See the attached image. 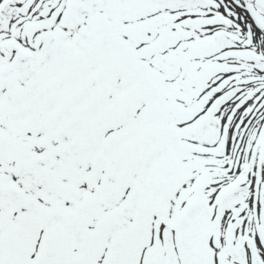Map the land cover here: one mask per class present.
<instances>
[{
	"label": "snow or ice",
	"instance_id": "snow-or-ice-1",
	"mask_svg": "<svg viewBox=\"0 0 264 264\" xmlns=\"http://www.w3.org/2000/svg\"><path fill=\"white\" fill-rule=\"evenodd\" d=\"M0 264H264V0H0Z\"/></svg>",
	"mask_w": 264,
	"mask_h": 264
}]
</instances>
